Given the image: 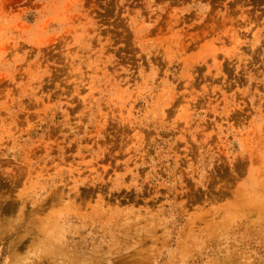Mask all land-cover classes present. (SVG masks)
I'll return each instance as SVG.
<instances>
[{
	"label": "rangeland",
	"instance_id": "rangeland-1",
	"mask_svg": "<svg viewBox=\"0 0 264 264\" xmlns=\"http://www.w3.org/2000/svg\"><path fill=\"white\" fill-rule=\"evenodd\" d=\"M0 264H264V0H0Z\"/></svg>",
	"mask_w": 264,
	"mask_h": 264
}]
</instances>
